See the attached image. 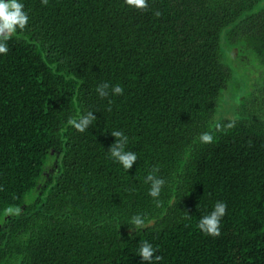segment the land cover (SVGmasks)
<instances>
[{"label": "trees", "instance_id": "1", "mask_svg": "<svg viewBox=\"0 0 264 264\" xmlns=\"http://www.w3.org/2000/svg\"><path fill=\"white\" fill-rule=\"evenodd\" d=\"M20 2L28 25L0 54V264H147L143 240L158 264H264V0ZM88 111L86 132L68 123ZM218 200L212 237L197 223ZM136 214L151 225L130 238Z\"/></svg>", "mask_w": 264, "mask_h": 264}, {"label": "clouds", "instance_id": "2", "mask_svg": "<svg viewBox=\"0 0 264 264\" xmlns=\"http://www.w3.org/2000/svg\"><path fill=\"white\" fill-rule=\"evenodd\" d=\"M42 5H47L49 0H41ZM125 3L141 11L149 10L147 0H125ZM159 17L161 13L155 11L153 13ZM29 22V15L24 10V4L20 0H0V54L7 55L8 47L7 41L17 32V30L23 31ZM95 91L101 98H107L109 95H122L123 87L119 84L111 85L108 82H102L96 86ZM111 105V100H109ZM107 110H111L109 107ZM97 119L93 115L92 111H88L82 114L78 119H69L68 123L78 132H86L90 125ZM232 122L228 127H234ZM221 125H217L216 129L220 130ZM111 135L115 137V142L110 145L107 150L110 158L118 162L123 166L125 170H128L138 159L135 152L127 150L128 137L122 130H113ZM200 141L202 143L213 142V136L210 132H204L200 134ZM159 172V168L153 167L152 171L145 177V183L150 185L149 196L154 198L156 206L159 207L161 201L158 199L162 188L166 184L163 177L155 175ZM227 214V204L223 201H216L212 210L203 215L198 223L197 227L200 231L206 235L212 237H219L221 235V220ZM186 218H190V215L185 212ZM129 236L131 238L133 232L145 229L151 225V222H146L145 218L136 214L131 217L130 220ZM158 249L147 240L140 241L138 254L142 261H147V264H158L163 259L162 256L157 254Z\"/></svg>", "mask_w": 264, "mask_h": 264}, {"label": "rangeland", "instance_id": "3", "mask_svg": "<svg viewBox=\"0 0 264 264\" xmlns=\"http://www.w3.org/2000/svg\"><path fill=\"white\" fill-rule=\"evenodd\" d=\"M231 101H233L232 99H231V96H230V93H227L226 94V96H225V99H224V106H225V108H224V112H227V111H225L226 110V107H228L229 106V103L231 102ZM230 113L228 112L227 113V115H229ZM53 154V151L51 152V155ZM54 158H50L49 159V161H48V164H47V166H46V168H45V171H44V176L46 177L49 173H51L52 171H53V166H54Z\"/></svg>", "mask_w": 264, "mask_h": 264}]
</instances>
